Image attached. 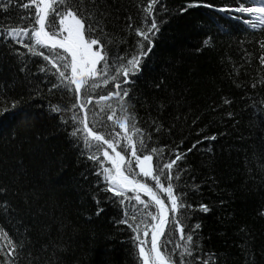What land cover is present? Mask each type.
<instances>
[{
	"label": "trees",
	"instance_id": "obj_1",
	"mask_svg": "<svg viewBox=\"0 0 264 264\" xmlns=\"http://www.w3.org/2000/svg\"><path fill=\"white\" fill-rule=\"evenodd\" d=\"M84 4L95 12L93 26L99 22L112 41L110 63L117 55L130 59L137 54V41L143 38L135 29L144 26L152 5L148 21L155 17L159 31L151 45L144 42L151 51L142 57L139 73L129 77L134 83L124 87L130 88L129 110L148 147L164 149L162 157L154 156V165L174 159L175 151L186 153L177 162L183 169L178 183L192 206L188 225L200 226L196 264H264V27L251 26L246 15L234 11L243 0ZM34 12L31 0H13L7 11L0 10V28L24 24L30 29ZM17 39L0 33V107L15 101L17 111L27 114L23 120L8 112L0 116V246L5 253L12 251L5 233L19 242L14 256L0 254V264L13 259L16 264H142L133 243L137 233L121 220L126 208L143 206L134 199L122 205V198L105 191L108 185L97 175L100 165L88 158L95 149L83 148L82 134L71 135L83 127L71 120L75 114L89 127L102 121L93 131L114 136L117 151L127 146V135L138 141L114 123L116 117L107 119L113 110L120 115L117 98L108 95L119 81L106 84L98 74L80 93L75 85L72 91L53 88L60 84L58 73L53 75L54 53L37 46L49 56L45 60L24 46L34 41L23 35ZM93 82L98 86L91 88ZM56 106L61 111H53ZM126 151L125 159L135 166ZM104 166L111 167L108 162ZM157 194L169 204L166 193ZM141 219L137 215L129 223ZM179 235L178 229L171 235L176 244L182 243Z\"/></svg>",
	"mask_w": 264,
	"mask_h": 264
},
{
	"label": "snow or ice",
	"instance_id": "obj_2",
	"mask_svg": "<svg viewBox=\"0 0 264 264\" xmlns=\"http://www.w3.org/2000/svg\"><path fill=\"white\" fill-rule=\"evenodd\" d=\"M155 2L156 0H153V3ZM12 3L13 0H8L7 4H0V10L7 11ZM90 3L95 4V0H90ZM237 3H241V0H237ZM31 4L35 5V12L32 17L34 23L30 29L24 24L18 27L13 25L10 30L0 28V33L12 39L23 35L29 41H34V43L24 44V46L33 55H41L45 60H49V56L37 51V46L54 53L53 67L56 68V73L53 75L58 73L57 79L60 80V84H53V88L65 87L72 91L71 85H75V92L80 93L81 89L89 86V81H94L98 74L104 78L106 84L109 79L119 81L115 83V91L108 95L117 98L120 104V115L116 116V112L113 110L112 115H109L107 119L113 120V117H116L114 123L118 124L120 128L131 131L139 137L138 141H134L132 135H127L125 137L128 142L127 146L117 151V147L120 145L119 141H115L114 136L98 130L93 131L97 124L102 126V121H95L93 127H89L90 122H86L75 114L71 120L74 124H80L83 127L74 128L71 135L78 137V134H82L79 138L83 142V148L90 151L95 149L88 158L97 161L100 165L101 171L97 175L102 176L108 185L105 191H110L114 196L122 198L120 200L122 205L126 200L134 199L143 206L138 209L134 208L132 211L126 208L124 218L121 220V223L127 224L134 233H137L133 237V243L138 248V259L142 261V264H196V261L200 259L196 255L199 248L196 229H199L200 226L199 224L188 225L187 211L192 206L186 203L184 198L186 194L180 190L178 183L183 169L179 168L177 162L182 161L186 153L175 151L174 159L162 165L160 163L154 165V156L162 157L164 149L148 147L141 129L137 127L134 110H129L131 107L128 103L130 88L124 87V85L134 83L129 77L139 73L142 57L151 51L150 47L145 50L144 42L147 41L151 45L155 33L159 31L155 17L151 18L150 24L148 21L149 14L152 13V5L150 4L145 12L144 26L135 29L136 34L143 38L137 41V54L130 59L117 55L112 58V63H110L108 45L112 41L99 22L95 27L93 26L95 12L89 11L85 7L84 0H31ZM243 4H255L256 6H241L235 8L234 11L250 14L249 19L264 26V0H243ZM23 7L28 8L29 4L24 3ZM97 31L100 32V35L95 34ZM17 42L23 43L19 39ZM208 42L206 40L205 45ZM58 49L62 50V53L56 51ZM261 60L264 62V57H261ZM116 61L120 62L118 67H114ZM97 65H100L99 69ZM112 71L115 72V75L109 76ZM97 86L95 82L90 85L91 88ZM18 107V103L15 101L10 107H0V116L8 112L11 113L13 119L23 120L27 114L23 109L17 111ZM72 107L75 108L76 105ZM108 107L111 108V105ZM53 111L59 112L61 108L56 106ZM148 138L150 139V137ZM211 139H215V137H211ZM101 145H107V148H102ZM107 149H111L113 154H110ZM126 149L130 150L131 156L135 158V166H133L132 160L125 159ZM145 149H147V154H145ZM101 152L103 160L100 159ZM105 162L110 163L111 167H105ZM174 166H176L175 170ZM136 168L139 169V172H136ZM139 176L149 178L154 183L150 185L138 179ZM129 192L135 195L129 197L127 195ZM157 192L166 193L169 204H166ZM141 193L149 198L148 201L141 198ZM201 208L203 211L208 210L204 205ZM4 210L7 211L6 208ZM137 215L144 216L145 219H141L139 223H129L130 220L136 221ZM177 229L180 234L179 239L182 241L180 244L174 243L171 239V235ZM141 232L144 238L139 235ZM149 236L150 241L147 239ZM4 238L7 240V244L12 246V251L5 253L3 246H0V254L12 257L16 253V246L19 242H13L6 233ZM169 245L173 246L169 248ZM11 264H16V261L13 259ZM204 264H209V261L205 260Z\"/></svg>",
	"mask_w": 264,
	"mask_h": 264
},
{
	"label": "rangeland",
	"instance_id": "obj_3",
	"mask_svg": "<svg viewBox=\"0 0 264 264\" xmlns=\"http://www.w3.org/2000/svg\"><path fill=\"white\" fill-rule=\"evenodd\" d=\"M244 14H245V13H244ZM248 18H249V16H248ZM250 21L252 22L253 20L249 19V22H250ZM250 24H251V23H250ZM253 24H259V23H254V22H253ZM94 50H95V48H94ZM110 153L113 154L111 151H110ZM137 172H139V169H138V168H137Z\"/></svg>",
	"mask_w": 264,
	"mask_h": 264
},
{
	"label": "bare ground",
	"instance_id": "obj_4",
	"mask_svg": "<svg viewBox=\"0 0 264 264\" xmlns=\"http://www.w3.org/2000/svg\"><path fill=\"white\" fill-rule=\"evenodd\" d=\"M239 7V6H238ZM238 7H236V8H238Z\"/></svg>",
	"mask_w": 264,
	"mask_h": 264
}]
</instances>
